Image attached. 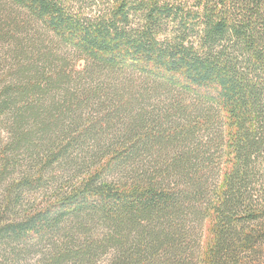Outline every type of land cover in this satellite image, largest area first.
Wrapping results in <instances>:
<instances>
[{
	"label": "trees",
	"instance_id": "16d2710c",
	"mask_svg": "<svg viewBox=\"0 0 264 264\" xmlns=\"http://www.w3.org/2000/svg\"><path fill=\"white\" fill-rule=\"evenodd\" d=\"M31 20L80 61L39 35L0 92V264H189L203 227L205 264H264V0H0V39Z\"/></svg>",
	"mask_w": 264,
	"mask_h": 264
},
{
	"label": "rangeland",
	"instance_id": "374dc122",
	"mask_svg": "<svg viewBox=\"0 0 264 264\" xmlns=\"http://www.w3.org/2000/svg\"><path fill=\"white\" fill-rule=\"evenodd\" d=\"M19 12H21L22 14H25L24 16H26V12L22 9H18ZM30 24L27 25V29L28 31H24V34L20 33L17 34L16 39H18V41L15 40H7V39H0V92H2L3 90V86L6 84H11L14 83L16 86L24 83L26 78L23 76H20L19 74H16L20 68H19V62H23L25 63L27 58H30V62L31 64L34 63V61H36V55L35 52H37L36 49L39 48V46L41 45V41L40 39L42 38V40H46L47 44L52 45L51 43H49V41H54L55 42V46H57L58 48V52L62 53H66L67 55V59L71 60V64H74L75 66L78 65V62L80 61L79 55L78 53H76L74 51L73 48L71 47H66L64 45H60L58 44V41L54 38L53 34L50 33L49 31H47L40 23H37L36 21H30ZM39 35L41 38H39ZM22 44H20V43ZM18 43V44H17ZM32 43H35L36 48H34L32 46ZM57 43V44H56ZM19 48H23L24 50V54L20 55L17 53L18 51V47ZM51 48V46H50ZM21 53V52H20ZM33 62V63H32ZM40 63V62H39ZM57 65V62L54 63V65L50 66L52 69L55 68V66ZM49 68V67H48ZM76 68V67H75ZM77 69V68H76ZM125 73V72H124ZM127 75L130 76L131 71H127L126 72ZM84 75V74H82ZM87 75V74H85ZM156 104V102H155ZM99 106L97 105V103L95 102H90L87 106H85V108L81 109L82 110V115L84 118L86 117H99L98 110H99ZM13 116L8 114V115H3L0 117V168H1V163H2V159L4 157L5 154H3L4 148L6 146L7 143L11 142L13 139V132L11 131V124L13 121ZM31 153V151H30ZM30 153H24L23 151H19L16 154V157L19 159V165H18V170L16 174H18L20 171H23V169H25L27 166L31 165V155ZM10 156H13V154H9ZM61 173H63L62 171H60ZM67 172V171H66ZM59 173V172H58ZM69 174L67 175L68 177L66 179H70L69 175H74L76 172H68ZM16 174H13V177H17ZM60 174V173H59ZM50 178V177H49ZM11 179V178H10ZM9 181V179H8ZM46 183L48 184V189H39L36 190L34 192H30L25 194L26 198H31L33 200H37L40 201L42 198L50 195V193H52V191H54L59 185V182H53V180H49L46 181ZM4 183H3V187L1 186L0 188V201L2 200V195H3V188H4ZM53 189V190H52ZM206 232L204 227L202 228V230L198 231L196 233V237H195V247H194V251L192 252L193 255H190L188 258V263L189 264H205L204 260H203V255L202 252L204 250V247L206 245ZM111 254L112 252H108L105 253L101 256L98 257V259L96 260L95 264H109L110 262V258H111ZM257 255H259L260 257H263L264 259V246L262 248H260L257 252Z\"/></svg>",
	"mask_w": 264,
	"mask_h": 264
}]
</instances>
